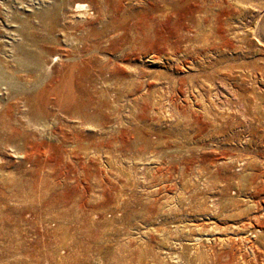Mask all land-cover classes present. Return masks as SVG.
Masks as SVG:
<instances>
[{"label": "rangeland", "instance_id": "374dc122", "mask_svg": "<svg viewBox=\"0 0 264 264\" xmlns=\"http://www.w3.org/2000/svg\"><path fill=\"white\" fill-rule=\"evenodd\" d=\"M23 30L68 60L47 127L0 146V264H264V0H0L2 69Z\"/></svg>", "mask_w": 264, "mask_h": 264}, {"label": "bare ground", "instance_id": "6f19581e", "mask_svg": "<svg viewBox=\"0 0 264 264\" xmlns=\"http://www.w3.org/2000/svg\"><path fill=\"white\" fill-rule=\"evenodd\" d=\"M89 12L90 6L87 3L75 5L71 10V18L80 26H65L63 28L64 31L73 30L76 34L73 42L77 46V51L74 50L76 54H71L73 59L81 58L83 53L85 54L86 52L85 49L89 40L85 37V33L96 30L95 23L90 22ZM54 17L55 11L53 9H48L38 15V18L44 21L43 27L48 33L53 32L55 29V26L51 22H48H53ZM69 18L67 17V19ZM123 24L122 22H116L115 30L119 31L123 29ZM96 35H98L97 32H94L93 36ZM22 37L26 44L17 46L16 52L18 57H12L17 60L16 62L20 69L4 70L0 67V74L2 75L0 77V103L5 98L11 100V103L5 107V112H2L0 115V146L2 147L15 146L20 142L25 145L29 141L33 143L35 138L32 136H35L37 132L47 127L46 121L54 116L50 104H52L51 97L55 89V84L52 81L55 76V69L68 60L61 53L54 52L47 56L48 59L45 62L41 63V56L29 53L26 45L32 43L41 50H45L46 46L50 44L49 42L53 43V41H49L47 37L35 39L26 30L22 31ZM71 52L73 53V51ZM20 57H25L26 61L22 62L19 59ZM33 62L37 64V71H34L31 67ZM39 72L44 73V79L41 81V84L37 81V73ZM64 92L67 94L65 89ZM58 103L57 112L61 116H65L67 107L64 94L58 99ZM0 107L2 108L1 104Z\"/></svg>", "mask_w": 264, "mask_h": 264}, {"label": "built area", "instance_id": "2783aa9c", "mask_svg": "<svg viewBox=\"0 0 264 264\" xmlns=\"http://www.w3.org/2000/svg\"><path fill=\"white\" fill-rule=\"evenodd\" d=\"M97 217V216H96Z\"/></svg>", "mask_w": 264, "mask_h": 264}]
</instances>
